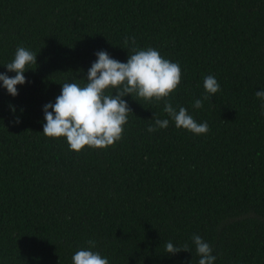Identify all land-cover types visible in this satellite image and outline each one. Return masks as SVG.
<instances>
[{
    "label": "trees",
    "instance_id": "16d2710c",
    "mask_svg": "<svg viewBox=\"0 0 264 264\" xmlns=\"http://www.w3.org/2000/svg\"><path fill=\"white\" fill-rule=\"evenodd\" d=\"M18 46L37 65L16 97L0 82V264H72L89 240L109 264H199L193 235L215 264H264V0H0V74L15 76L4 66ZM132 47L180 64L172 106L206 135L131 95L114 147L77 154L43 135L63 83L83 86L97 52L126 63ZM206 75L221 90L196 109ZM155 116L169 126L149 133ZM169 241L191 252L168 255Z\"/></svg>",
    "mask_w": 264,
    "mask_h": 264
},
{
    "label": "clouds",
    "instance_id": "9594fccd",
    "mask_svg": "<svg viewBox=\"0 0 264 264\" xmlns=\"http://www.w3.org/2000/svg\"><path fill=\"white\" fill-rule=\"evenodd\" d=\"M125 45L136 44L135 38H125ZM126 63L112 58L106 51L96 53L97 60L88 70L86 83L65 82L54 104L44 106L43 135L50 139L64 138L71 151L80 154L86 148L107 150L123 139L128 116L132 110L126 100L131 95L135 101L143 99L147 103H164V112L175 122L177 129H183L194 135H206L209 125L205 121L198 123L184 107L172 106L171 98L182 82V70L178 62H172L161 56L154 48L139 49L132 47ZM37 65V56L24 46H18L14 59L4 67L14 72V77L0 74V82L8 94L19 95L18 86L27 83L25 73L29 67ZM205 95L196 99L194 108H203V101L220 92V84L212 75L204 76ZM261 100V114L264 115V89L256 91ZM14 110V109H13ZM155 126L149 125L147 131L154 133L158 129H167L168 119L155 116ZM20 121L17 119L16 123ZM192 242L199 256V264H215L216 257L212 247L199 235H193ZM88 248L77 250L72 256V264H109V260L99 252L94 240L87 242ZM168 255L174 256L182 251L191 252L188 244L174 246L169 241L165 245Z\"/></svg>",
    "mask_w": 264,
    "mask_h": 264
}]
</instances>
